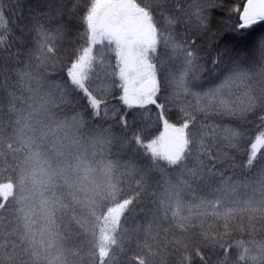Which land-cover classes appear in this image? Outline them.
Segmentation results:
<instances>
[{"label":"snow or ice","instance_id":"obj_1","mask_svg":"<svg viewBox=\"0 0 264 264\" xmlns=\"http://www.w3.org/2000/svg\"><path fill=\"white\" fill-rule=\"evenodd\" d=\"M174 3L163 29L136 0H62L60 23L35 26L37 68L63 75L45 82L25 64L19 88L0 94V211L18 221L0 239V264H168L166 253H178L176 264H264V0ZM5 16L0 3L7 29ZM198 113L241 122L222 128L233 174L212 164L173 181L167 170L184 164L193 143L217 159L205 137L219 125L199 121V138L190 134ZM257 113L259 134L245 152L243 129ZM151 173L162 194L137 209ZM125 181L138 191L122 199ZM141 212L143 223H126ZM65 216L79 232L65 234Z\"/></svg>","mask_w":264,"mask_h":264},{"label":"trees","instance_id":"obj_2","mask_svg":"<svg viewBox=\"0 0 264 264\" xmlns=\"http://www.w3.org/2000/svg\"><path fill=\"white\" fill-rule=\"evenodd\" d=\"M64 3H67L68 0H63ZM76 2V0H73ZM81 6L83 3L90 2V0H79ZM163 3L155 4L154 0H136V3L139 7L147 9L150 14L153 16L154 20L157 22L159 28H165L166 18H171L175 14V3L174 0H162ZM181 2H191V0H181ZM237 3H242L243 0H235ZM0 3L4 5V13L6 20L9 21L8 28L4 29L0 27V37H4V41L0 43V94H3V88L13 86V90L19 88L17 75L18 70H22L25 64H28L31 69L39 76H41L46 82L48 79L55 82H61V73L59 70H53L52 66L49 65L47 71L44 68H37L38 61L34 57L35 51V41L34 37L35 26L42 22L46 28L52 29L61 21L55 19L56 9L61 7L62 0H0ZM152 5L149 8V5ZM66 8V6H65ZM50 13V15H49ZM68 17H62V21H67ZM176 31L179 33L182 29L181 26L177 25ZM74 35V32L73 34ZM69 40L72 39V36H69ZM63 47L69 49V54L71 52L72 45L65 43L62 46L61 51L63 52ZM31 50V52H30ZM163 51V49H162ZM97 59L99 61V53L96 52ZM99 70V69H97ZM97 84H101V80L96 81ZM155 110L153 111L154 115ZM175 112V110H174ZM257 113L256 116H250V119H253L255 123L253 125L246 126L243 130L245 131V139L240 142V147L243 151L247 152L250 149L251 140L254 142V138L259 134V130L256 129L255 125L259 123ZM198 122L194 129H190V134L192 135L194 141L199 138L200 127L199 121H203L205 124L210 125H219L220 129H217L215 138H212L211 134L208 137H205V143L207 148L210 150L211 155L216 157L215 161L209 160L207 153L201 155L198 151V145L193 143L191 145V152L188 154L186 161L177 169L167 170L166 175L171 176L173 181L178 182L179 176H184L185 179L189 178L188 169L191 168H200L215 164L217 171H224L225 174L232 175L233 172L231 168L228 167V160L224 157V153L232 155L234 149L228 147V142L223 139L222 128L225 125H231L233 127H240L241 122L234 118L222 117L215 113H210L207 117L203 114H197ZM173 122H181L175 119ZM107 126V125H105ZM249 129H251L249 131ZM114 131H119V129H114ZM157 128L145 131L143 133V139H149L152 135H155ZM211 133V129H208ZM131 149H129L130 153ZM264 151V150H262ZM113 155H116L114 150ZM127 159V155L122 157ZM259 158V153H258ZM139 159V158H138ZM246 159V157H245ZM223 160V163L220 161ZM141 165L147 164L146 160L139 159ZM3 168V164L0 163V169ZM236 174L239 175V169L236 170ZM198 185L193 181V187L198 189ZM182 187V186H181ZM138 191L132 181H125L124 192L121 195V198L132 195L134 192ZM162 183L161 177L158 173H151L149 176V187L147 192L142 193L140 201L136 204V208H145L151 209L154 207L152 201L157 200V198L162 194ZM185 199H189L190 196L188 192L183 193ZM3 202V201H0ZM14 207V206H13ZM130 219L126 221L129 226H135L137 222L143 223L146 219L145 213L141 212L138 215L132 216L129 214ZM61 228L65 230L67 235L69 232L77 233L80 229L76 226L75 223L70 222V218L65 216L61 221ZM18 225L16 220V213L14 211L3 213L0 211V239L4 238L6 233H11ZM259 227V225H257ZM36 229V239L39 241L42 239L40 236L41 224L37 218V223L35 226ZM259 233L257 238H259ZM12 236L10 239H14ZM82 238V237H81ZM142 238V237H141ZM45 244L47 243L46 234L43 237ZM135 248V240H133L132 245L128 247V251L125 252L124 256L121 257L122 262L127 258L131 251ZM118 248H114L113 252H118ZM168 260V264H176L177 254L168 255L165 254ZM159 259V258H158ZM215 257H213V260ZM106 264H109L106 261Z\"/></svg>","mask_w":264,"mask_h":264},{"label":"rangeland","instance_id":"obj_3","mask_svg":"<svg viewBox=\"0 0 264 264\" xmlns=\"http://www.w3.org/2000/svg\"><path fill=\"white\" fill-rule=\"evenodd\" d=\"M36 226V224L34 225V227Z\"/></svg>","mask_w":264,"mask_h":264}]
</instances>
